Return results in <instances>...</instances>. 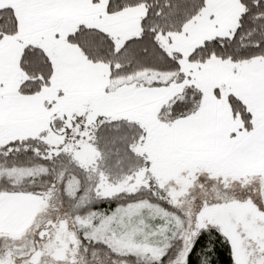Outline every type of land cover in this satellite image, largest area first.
Returning <instances> with one entry per match:
<instances>
[{
  "label": "snow or ice",
  "instance_id": "obj_1",
  "mask_svg": "<svg viewBox=\"0 0 264 264\" xmlns=\"http://www.w3.org/2000/svg\"><path fill=\"white\" fill-rule=\"evenodd\" d=\"M0 264H264V0H0Z\"/></svg>",
  "mask_w": 264,
  "mask_h": 264
}]
</instances>
